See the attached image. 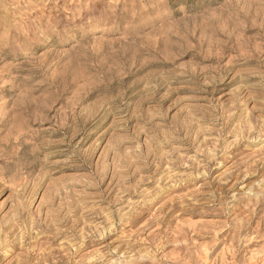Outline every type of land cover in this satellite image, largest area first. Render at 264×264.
Segmentation results:
<instances>
[{
	"label": "rangeland",
	"instance_id": "1",
	"mask_svg": "<svg viewBox=\"0 0 264 264\" xmlns=\"http://www.w3.org/2000/svg\"><path fill=\"white\" fill-rule=\"evenodd\" d=\"M0 157V264H264V0H0Z\"/></svg>",
	"mask_w": 264,
	"mask_h": 264
},
{
	"label": "bare ground",
	"instance_id": "2",
	"mask_svg": "<svg viewBox=\"0 0 264 264\" xmlns=\"http://www.w3.org/2000/svg\"><path fill=\"white\" fill-rule=\"evenodd\" d=\"M224 50H225V52L223 51L224 53H226L228 51L226 49H224ZM222 56H223V54H222ZM208 61H210V62H218L219 60H212L211 59V60H208ZM241 64H246V63L243 62ZM162 66H163V64H162ZM163 67H165V66H163ZM158 93H159V91H158ZM160 113L163 115V112H160ZM23 114H24V111H23ZM55 119H56V111H54V109L51 108L43 116L42 121L45 122V124H47L48 126L45 129H42L40 134H43L47 138L52 139V138L58 137L62 132H64V129H61V128L58 131L57 130H53V126L54 125H53L52 121L55 120ZM165 120L163 122H165ZM172 124H173V121H172ZM1 126H3V124ZM61 126L65 127V125H61ZM79 134H80L79 131H77L75 129L73 131V134L70 136L71 140L73 141L75 139L74 137L78 136ZM80 137L81 138L79 139V141L76 144L79 147L81 145H83V143H85L86 140H87V137H85L84 134H81ZM62 143L64 144L65 142L62 141ZM119 143H121V141ZM119 143H117V144L115 143V146L111 147L110 150L116 152L117 149H118V146L120 145ZM60 147H61V145L59 144V142L56 144V143H53V142H50V141H42L40 146L34 151V154L35 155L36 154H41L43 151H48V150H55V149L58 150ZM58 154L59 155L62 154V151H59L57 153V155ZM114 161H115V158L112 159V162H114ZM8 162H9V158L0 157V168L2 169V167L4 165H7V164L10 163V162L9 163ZM110 165L112 166L113 164L111 163ZM108 168H109V166L107 167V169ZM108 172H109V170L105 169L103 173H101V174H96L95 173V174L97 175L96 176L97 179L100 180L101 178H103L102 182L104 183L108 179L107 178L108 177ZM116 176H117V174H116V171H115V173L113 172V174H112V178L110 179V183L115 179ZM14 177H15V179H14ZM14 177H11L10 180H9L14 186L15 196H16V199H17V201H16L17 204H16L15 219L12 222L13 224L11 226H13V229H15L14 231H18L20 233V232H25V228L27 227L26 226V222L24 221V218L26 217V213H25L26 204L30 200H32V198L35 196V192L37 190L36 188H37L38 184L35 181L30 182L27 179H23L22 177H19L18 173ZM18 177H19V179H18ZM4 182H6V179H5V177H3V174L0 173V184L4 183ZM11 234H13V232ZM204 258H207L206 254H205Z\"/></svg>",
	"mask_w": 264,
	"mask_h": 264
}]
</instances>
